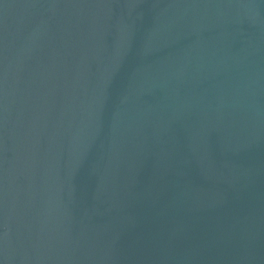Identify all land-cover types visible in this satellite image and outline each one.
Returning a JSON list of instances; mask_svg holds the SVG:
<instances>
[{
	"label": "water",
	"instance_id": "water-1",
	"mask_svg": "<svg viewBox=\"0 0 264 264\" xmlns=\"http://www.w3.org/2000/svg\"><path fill=\"white\" fill-rule=\"evenodd\" d=\"M0 264H264V0H0Z\"/></svg>",
	"mask_w": 264,
	"mask_h": 264
}]
</instances>
